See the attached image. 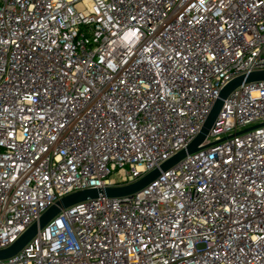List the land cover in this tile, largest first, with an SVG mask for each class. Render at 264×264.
I'll return each mask as SVG.
<instances>
[{
  "label": "built area",
  "instance_id": "obj_1",
  "mask_svg": "<svg viewBox=\"0 0 264 264\" xmlns=\"http://www.w3.org/2000/svg\"><path fill=\"white\" fill-rule=\"evenodd\" d=\"M261 71L264 0H0V251L63 198L159 168ZM201 147L0 264H264V82Z\"/></svg>",
  "mask_w": 264,
  "mask_h": 264
},
{
  "label": "water",
  "instance_id": "obj_2",
  "mask_svg": "<svg viewBox=\"0 0 264 264\" xmlns=\"http://www.w3.org/2000/svg\"><path fill=\"white\" fill-rule=\"evenodd\" d=\"M264 82V71L255 72L236 78L230 82L220 93L210 116L196 139L185 149L175 155L173 158L162 164L138 182L124 187H111L104 190H87L72 194L58 201L48 209L19 239L6 250L0 251V261L9 260L19 254L37 235L43 230L57 215L70 207L85 201L97 200L102 197L126 202L128 198L142 192L150 184L156 181L162 172L173 168L177 163L183 160L187 155L197 153L202 149V144L212 132L218 121L224 102L240 86L245 83Z\"/></svg>",
  "mask_w": 264,
  "mask_h": 264
},
{
  "label": "rangeland",
  "instance_id": "obj_3",
  "mask_svg": "<svg viewBox=\"0 0 264 264\" xmlns=\"http://www.w3.org/2000/svg\"><path fill=\"white\" fill-rule=\"evenodd\" d=\"M112 179H113V180H119V179H120V177H119V175H118V174H115V175H113V176H112Z\"/></svg>",
  "mask_w": 264,
  "mask_h": 264
}]
</instances>
